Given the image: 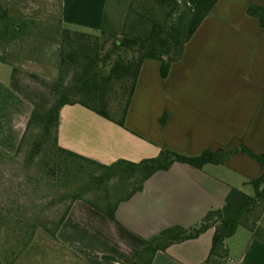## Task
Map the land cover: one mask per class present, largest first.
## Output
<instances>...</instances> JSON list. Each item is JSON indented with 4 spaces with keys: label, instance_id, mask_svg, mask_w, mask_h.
I'll use <instances>...</instances> for the list:
<instances>
[{
    "label": "crops",
    "instance_id": "crops-1",
    "mask_svg": "<svg viewBox=\"0 0 264 264\" xmlns=\"http://www.w3.org/2000/svg\"><path fill=\"white\" fill-rule=\"evenodd\" d=\"M250 4L264 6V0H218L186 43L181 61L171 64L167 77L159 75V60L145 59L124 127L80 104L62 106L58 144L103 164L139 161L162 148L196 155L206 148L245 144L263 152L264 22L261 25L248 14ZM104 6L105 0H77L67 9L63 5V19L98 28ZM145 107L152 113L142 119ZM31 110L26 99L0 82L2 152L12 155L17 150ZM164 112L166 121L161 126ZM201 128L211 131L195 140L184 134ZM169 130L177 135L175 139L167 140ZM206 165L223 166L230 177L222 180ZM206 165L174 163L155 172L141 191L119 203L116 221L76 200L55 238L84 264H125L135 259L146 238L172 225H194L209 210L222 206L230 187L240 188L263 171L242 152L223 164ZM212 234L209 228L196 238L171 244L155 253L152 264H204ZM225 247L224 264H264V213L255 231L237 228Z\"/></svg>",
    "mask_w": 264,
    "mask_h": 264
},
{
    "label": "trees",
    "instance_id": "trees-1",
    "mask_svg": "<svg viewBox=\"0 0 264 264\" xmlns=\"http://www.w3.org/2000/svg\"><path fill=\"white\" fill-rule=\"evenodd\" d=\"M112 1L115 4V0H105L101 24L96 29L98 33L56 26L47 29L50 36L44 34L48 45L56 44L55 64L58 75L51 83H45L48 92L44 103L30 99L32 110L16 154L24 145L29 131L34 128L37 131L34 135L36 140L33 151L37 152L51 141L49 148L53 153L78 162L83 161L93 168L86 173L83 187L66 191L59 197L60 200L69 198V204L54 228H43L55 238L59 226L76 200L84 201L116 221L115 212L119 203L141 191L145 181L155 172L167 170L174 163L188 164L196 168L206 164H223L234 154L242 152L263 168L259 176L247 181L252 188V194L230 187L221 207L209 210L194 225H172L151 235L145 239V246L136 251L135 259L125 263L152 264L157 251H165L171 244L196 238L207 229L213 228L211 246L204 264H224L227 256L225 240L239 227L255 231L264 213V151L256 153L245 144L237 147L221 146L215 150L206 148L196 155L162 148L157 155L139 161L119 159L111 164H103L58 144L59 111L67 104H80L124 127L143 61L159 60V75L162 78L167 77L171 64L181 61L186 43L201 22L211 14L218 0H153L160 13L158 16L144 15L138 10L130 14L132 7L128 3L119 29L110 22L107 4L112 5ZM117 3L119 4V0ZM140 8L142 9L141 6ZM247 12L263 24L264 6L250 4ZM32 24V20L11 15L0 4V46L8 40L34 38ZM0 62L9 64L12 68L10 87L28 100L19 87L15 68L1 53ZM165 121L164 112L159 118L160 125L163 126ZM0 156L11 157L1 150ZM51 172L53 171L49 169L46 174ZM83 189L87 192H98V202L85 198ZM30 220L32 221L26 224L31 234V227L36 225L37 219L33 216ZM35 228L36 226L33 231Z\"/></svg>",
    "mask_w": 264,
    "mask_h": 264
},
{
    "label": "rangeland",
    "instance_id": "rangeland-1",
    "mask_svg": "<svg viewBox=\"0 0 264 264\" xmlns=\"http://www.w3.org/2000/svg\"><path fill=\"white\" fill-rule=\"evenodd\" d=\"M71 3L76 5L77 0H0V4L11 15L34 22V38L8 40L0 46V53L15 68L19 87L28 97L31 107L30 99L45 102L48 92L45 83H51L58 75L55 64L56 44H47L44 36L47 29L65 26L82 32L98 33L97 28L63 19V5L67 9ZM128 3L132 7L130 14L138 10L144 15H160L153 0H119V4L115 0V4L113 1L112 5L107 4V9L110 22L116 29L123 22ZM47 34L51 35L50 32ZM148 61L151 65L156 64V60ZM11 71L9 64L0 62V82L8 87ZM143 98L148 99L147 95ZM148 113L151 115V109L143 108L142 119H146ZM36 131L34 128L29 131L17 154L16 150L11 157L0 156V264H84L79 256L73 255L43 227L54 228L69 204V198L60 200L59 197L66 191L83 187L84 177L93 167L83 161L53 153L49 148L51 141L48 142L50 145H43L37 152L33 151ZM205 131L210 132L211 129H189L184 134L195 136V140ZM167 133V140L177 136L170 130ZM206 167L220 179L230 177L223 166ZM49 169L53 172L48 175L46 173ZM240 188L252 194L250 185L245 184ZM82 192L85 198L98 202V192H87L84 189ZM33 216L37 222L34 231L35 226L31 227L30 234L26 223H30Z\"/></svg>",
    "mask_w": 264,
    "mask_h": 264
}]
</instances>
